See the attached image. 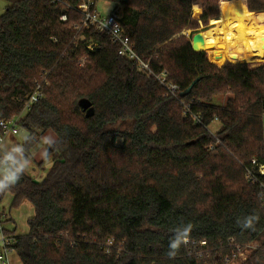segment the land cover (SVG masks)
<instances>
[{
  "label": "trees",
  "instance_id": "trees-1",
  "mask_svg": "<svg viewBox=\"0 0 264 264\" xmlns=\"http://www.w3.org/2000/svg\"><path fill=\"white\" fill-rule=\"evenodd\" d=\"M6 1L0 121L18 117L40 85L43 97L20 125L28 135L58 138L42 182L23 174L0 193V200L12 195L11 209L28 202L34 210L28 233L13 238L21 264H227L237 248L264 239V207L243 171L252 160L264 165V63L247 64L245 25L264 13V0L231 7L219 0H106L120 8L137 57L179 86L186 115L135 62L119 57L107 36L83 25L74 10L82 0ZM197 4L204 25L224 23L228 56L216 48L194 52L182 35L196 24ZM229 55L240 62L218 67L208 59ZM80 100L93 117L85 118ZM212 122L220 125L214 134ZM36 144L27 145L29 156ZM254 212L255 230L242 229L237 220ZM189 223V243L169 259L173 230ZM243 264H264V241Z\"/></svg>",
  "mask_w": 264,
  "mask_h": 264
},
{
  "label": "built area",
  "instance_id": "built-area-1",
  "mask_svg": "<svg viewBox=\"0 0 264 264\" xmlns=\"http://www.w3.org/2000/svg\"><path fill=\"white\" fill-rule=\"evenodd\" d=\"M52 4L61 3V0H50ZM81 14L83 20L82 23L85 27H93L98 33H102L108 37L110 43L117 47V55L130 62H135L137 70L148 78H153L156 83L162 87L166 97L174 98L178 100L184 108V115L188 113V108L180 100V88L178 85L172 83L169 80V74L167 71H161L154 73L150 67L149 62L140 60L134 49V45L131 43L130 38L126 35L123 28L120 25V10L113 8L108 15L101 16L97 9L95 0H82L76 5L74 9ZM61 21H66V16L60 17ZM94 45H88L87 49L92 50ZM81 59L80 65H82ZM43 97L42 88L38 85L31 95L27 97L24 104L22 113H27L33 105L38 103ZM22 113L15 118L3 120V124H0V136H14L18 134V125L20 124ZM195 121L199 122L195 117ZM244 178L247 183L254 186L259 195L264 193V165L258 164L255 160H252L249 165L243 167ZM4 241L0 243V264H9V256L13 253L14 241L7 235L2 234ZM205 242H201L200 246L203 247ZM242 250L237 248L238 256Z\"/></svg>",
  "mask_w": 264,
  "mask_h": 264
},
{
  "label": "clouds",
  "instance_id": "clouds-1",
  "mask_svg": "<svg viewBox=\"0 0 264 264\" xmlns=\"http://www.w3.org/2000/svg\"><path fill=\"white\" fill-rule=\"evenodd\" d=\"M3 124V121H0ZM37 142L36 137L25 135L22 142L12 143L5 136H0V193L8 191L11 187L18 183L23 174L28 169L31 158L27 152V145ZM39 143L43 145L40 150V157L47 160L51 155L49 149L58 146V138L54 136H43L39 138ZM261 207H264V193L259 197ZM260 217L255 212L238 219L237 223L242 229L255 230V225ZM192 225L182 224L173 230V236L169 241L167 257L174 259L178 255L182 246H186L190 240ZM4 241V237L0 235V243Z\"/></svg>",
  "mask_w": 264,
  "mask_h": 264
},
{
  "label": "rangeland",
  "instance_id": "rangeland-1",
  "mask_svg": "<svg viewBox=\"0 0 264 264\" xmlns=\"http://www.w3.org/2000/svg\"><path fill=\"white\" fill-rule=\"evenodd\" d=\"M236 2H244L245 6H246V0H219V3H220V6L221 5H225V6H228V7H231L233 6ZM7 6V1L6 0H0V16L4 13V10ZM194 6H198L199 9H200V16L198 18H195L192 14V18L193 20L195 21V25L190 27V29L184 31L182 33V35L189 39L190 42H191V39H192V36L196 33H203V32H207V31H210L211 29L215 28L218 24H222V28L224 29L225 31V36L227 35V31H226V28L224 26V23L223 22H219V23H216L215 25L211 26L210 25V20L208 21L207 25H204L201 21H200V17H201V14H202V11H201V8H200V5H194ZM193 6V7H194ZM114 8L113 6V3L111 2H108L106 0H97L96 1V9L98 11V13L101 15V16H106L108 15V13ZM120 10V8H118ZM192 13H193V8H192ZM254 14H257V13H254ZM259 14V13H258ZM254 17V16H253ZM216 18V17H215ZM213 19V18H212ZM246 20H247V23L249 24L248 26V29L249 31H247L248 33V37H249V40L251 42V52H250V60L251 59H255V58H258V54H257V49H256V46L254 45V41L252 40V35L254 33V31L256 30L255 29V21L252 17H249V18H246L245 19V25L247 24L246 23ZM246 30H247V27H246ZM214 49V48H213ZM228 50V49H227ZM225 52V51H224ZM252 53V54H251ZM207 54V53H206ZM227 55V54H226ZM208 56V55H207ZM228 56V55H227ZM209 61L213 62V63H216L215 65H217L218 67H221L223 64H225L226 62H229V63H237V62H240V61H235V62H231L229 61L230 59V55H229V58H226L222 61H214L212 60L211 58H209ZM261 63H264V60H261V61H255V62H249L247 64L251 65V66H257ZM221 101L220 98H215L213 100V103L214 104H219ZM26 113H22L21 115V119L24 117ZM220 128V125L219 123L217 122H212L209 126H208V130L210 133L214 134L216 133ZM18 136L16 137L17 141L18 142H22L23 140V137L25 135H28L26 134V132L24 131V129L22 128V126L19 124L18 125ZM54 136L55 135L52 133V132H47L45 134H40L38 133V135H34V137H36V139L39 141V138L40 137H43V136ZM37 141V144L35 146V148L33 149V154H32V160H31V163L28 167V169L26 170V172L24 173L26 176L32 178L35 182H42V180L44 179V177L46 176V174L48 173V171L50 170V167H51V159L48 158L47 160H43L41 159L39 153H40V150L42 149L43 145L41 143H39ZM116 144L119 145L120 144V140H117L116 141ZM36 164V167L34 166ZM40 163H42L40 165ZM27 204H25L26 206ZM22 205H20L17 209H14V210H18L19 208H21ZM26 207L30 208L31 206L30 205H27ZM18 228H19V233L21 234L22 230L23 229H26V231L28 230V226H27V222L25 223L24 226H22L20 224V222H18ZM25 231V232H26ZM262 241H264V239H261L259 241H255L254 243L248 245L247 247H245L242 252L240 253L239 256H237L236 259H234L232 262H229L227 264H243V262L261 245Z\"/></svg>",
  "mask_w": 264,
  "mask_h": 264
},
{
  "label": "crops",
  "instance_id": "crops-1",
  "mask_svg": "<svg viewBox=\"0 0 264 264\" xmlns=\"http://www.w3.org/2000/svg\"><path fill=\"white\" fill-rule=\"evenodd\" d=\"M24 131L26 134H28L26 130ZM18 135L19 134L8 136L6 138L12 143H20L16 139ZM32 154L33 151L31 152L30 156L31 160ZM34 166L36 167V164ZM12 200L13 197L9 193L5 194L0 200V235L6 233L8 237L13 239L14 237L24 236L28 233V230L26 231V229H23L21 234L18 232V222L24 226L25 223L34 216V210L32 205L28 202H23L22 207L18 210L11 209ZM25 204L30 205L31 207L28 208L26 207L27 205L25 206ZM9 264H21L15 253H12L9 256Z\"/></svg>",
  "mask_w": 264,
  "mask_h": 264
},
{
  "label": "bare ground",
  "instance_id": "bare-ground-1",
  "mask_svg": "<svg viewBox=\"0 0 264 264\" xmlns=\"http://www.w3.org/2000/svg\"><path fill=\"white\" fill-rule=\"evenodd\" d=\"M193 16L198 18L200 16V9L198 6L193 7ZM255 21V31L252 35V40L257 49L258 58L248 60L249 62L264 60V47H262V40H264V13L257 14L252 17ZM203 38L202 51L208 49H221L228 55L227 43L225 31L222 28V24H218L215 28L210 31L201 33Z\"/></svg>",
  "mask_w": 264,
  "mask_h": 264
},
{
  "label": "water",
  "instance_id": "water-1",
  "mask_svg": "<svg viewBox=\"0 0 264 264\" xmlns=\"http://www.w3.org/2000/svg\"><path fill=\"white\" fill-rule=\"evenodd\" d=\"M262 44H264V40H262ZM203 46V38L201 36V33H196L192 36L191 39V47L194 52H203L201 50ZM264 47V45H262ZM195 83L186 91V94L192 89ZM79 106L82 108V110L85 112V118H91L94 115V110L91 107L90 103L87 100H80Z\"/></svg>",
  "mask_w": 264,
  "mask_h": 264
}]
</instances>
